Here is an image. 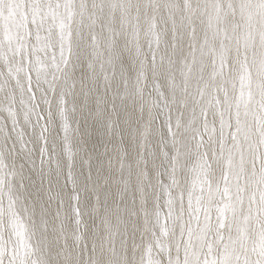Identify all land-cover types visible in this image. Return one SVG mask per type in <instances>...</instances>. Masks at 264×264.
I'll list each match as a JSON object with an SVG mask.
<instances>
[{"label":"snow or ice","instance_id":"snow-or-ice-1","mask_svg":"<svg viewBox=\"0 0 264 264\" xmlns=\"http://www.w3.org/2000/svg\"><path fill=\"white\" fill-rule=\"evenodd\" d=\"M0 264H264V0H0Z\"/></svg>","mask_w":264,"mask_h":264}]
</instances>
